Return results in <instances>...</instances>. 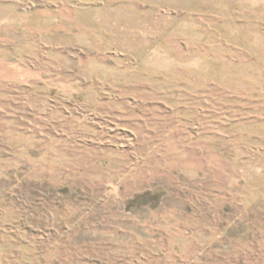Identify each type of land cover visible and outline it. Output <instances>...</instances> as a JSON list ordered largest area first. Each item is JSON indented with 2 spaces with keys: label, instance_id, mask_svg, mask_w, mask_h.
Returning <instances> with one entry per match:
<instances>
[{
  "label": "rangeland",
  "instance_id": "obj_1",
  "mask_svg": "<svg viewBox=\"0 0 264 264\" xmlns=\"http://www.w3.org/2000/svg\"><path fill=\"white\" fill-rule=\"evenodd\" d=\"M0 264H264V0H0Z\"/></svg>",
  "mask_w": 264,
  "mask_h": 264
}]
</instances>
